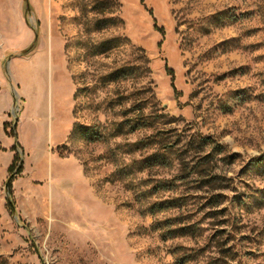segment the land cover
<instances>
[{
  "label": "rangeland",
  "instance_id": "374dc122",
  "mask_svg": "<svg viewBox=\"0 0 264 264\" xmlns=\"http://www.w3.org/2000/svg\"><path fill=\"white\" fill-rule=\"evenodd\" d=\"M98 3L0 0V121L24 150L15 214L0 167V264H264V0H110L124 23L87 33ZM114 36L109 56L86 54ZM138 88L176 141L167 164L126 145L151 129L114 135L117 90ZM15 141L0 134L1 158Z\"/></svg>",
  "mask_w": 264,
  "mask_h": 264
},
{
  "label": "trees",
  "instance_id": "16d2710c",
  "mask_svg": "<svg viewBox=\"0 0 264 264\" xmlns=\"http://www.w3.org/2000/svg\"><path fill=\"white\" fill-rule=\"evenodd\" d=\"M26 6L29 7V0H24ZM99 3L95 6L97 11V16L88 19L86 18L84 26L87 33H101L105 30H108L112 26H120L124 21L115 15L118 9L117 7H110V0H97ZM104 4V7L100 8L99 6ZM100 8V9H99ZM95 11V12H96ZM128 41V38H124ZM122 38L119 36H114L111 38L103 39L100 42H90L88 44V49L86 54L89 56H109L112 52L117 50L121 46ZM29 49L25 50L27 52ZM145 65V66H144ZM144 65L129 66L123 65L114 68L110 72L102 76L103 81L115 83L120 85L124 80H127L129 77H140L148 76L150 71L146 63ZM172 72V70H171ZM144 91V88H138L134 91L127 93L126 91L117 90L119 104L123 107L121 110L122 119L115 123V133L114 135H123L129 133H135L145 129H151L150 133H145L142 137L136 139L132 142H127L126 145L130 148L137 150H143L147 148H155V151L150 155H147L140 161L143 163V166H153L156 163L167 164L168 160L166 157L167 152H172L173 147L176 144V141H172L169 136L166 135V129H163L158 126L161 118L164 119V115H159L154 109L147 111L146 106L142 103L140 94ZM78 93H75V98L77 99ZM133 99V101H132ZM131 101L129 105L124 107V103ZM153 104L152 106H155ZM77 107V105H76ZM154 108V107H153ZM9 123H5V131L9 136L15 137L16 141L12 146L14 151V157L12 163L9 166V173L7 176V198L6 206L11 214L16 212V203L13 197V186L12 183L15 177L23 172L24 161H23V147L20 142L17 140V132L15 127H12L9 130ZM100 125L97 124L86 126L83 123L74 124V133L80 132L85 139L89 142H95L104 139L103 131L99 130ZM209 140V139H206ZM222 150V149H221ZM141 170V169H140ZM125 171V168H120L116 174H120ZM159 188H170L171 185L167 181L159 180ZM161 202L155 203L149 207L150 211L155 209L163 208Z\"/></svg>",
  "mask_w": 264,
  "mask_h": 264
},
{
  "label": "crops",
  "instance_id": "0c3cea01",
  "mask_svg": "<svg viewBox=\"0 0 264 264\" xmlns=\"http://www.w3.org/2000/svg\"><path fill=\"white\" fill-rule=\"evenodd\" d=\"M0 127L2 128V130H1V132H0V134H1V136L3 137V136H6L7 135V133H6V131H5V128H4V122L3 121H0ZM1 143V142H0ZM12 144H10V145H8V146H6V147H11L12 148ZM13 157H14V154H11V155H7V156H5V158H1L0 157V167H2V165L4 164L5 165V167H6V169H7V171H6V173H5V177H4V180H6L7 179V176H8V173H9V166H10V164L12 163V160H13ZM3 180V181H4Z\"/></svg>",
  "mask_w": 264,
  "mask_h": 264
}]
</instances>
